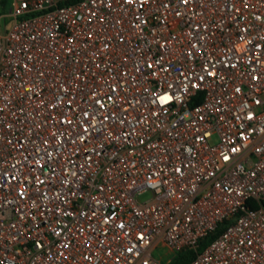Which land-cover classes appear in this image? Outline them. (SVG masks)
Segmentation results:
<instances>
[{
    "label": "built area",
    "instance_id": "2783aa9c",
    "mask_svg": "<svg viewBox=\"0 0 264 264\" xmlns=\"http://www.w3.org/2000/svg\"><path fill=\"white\" fill-rule=\"evenodd\" d=\"M10 6L0 264H264V0Z\"/></svg>",
    "mask_w": 264,
    "mask_h": 264
},
{
    "label": "trees",
    "instance_id": "16d2710c",
    "mask_svg": "<svg viewBox=\"0 0 264 264\" xmlns=\"http://www.w3.org/2000/svg\"><path fill=\"white\" fill-rule=\"evenodd\" d=\"M264 206V201L262 202ZM224 223H221L217 226L216 230L213 233H210L206 236H204L197 244L196 251L201 250L224 226ZM195 250L192 248H182L165 263V264H186L191 258L194 257Z\"/></svg>",
    "mask_w": 264,
    "mask_h": 264
},
{
    "label": "rangeland",
    "instance_id": "374dc122",
    "mask_svg": "<svg viewBox=\"0 0 264 264\" xmlns=\"http://www.w3.org/2000/svg\"><path fill=\"white\" fill-rule=\"evenodd\" d=\"M10 9H11L10 0H4L3 2H1L0 13L8 14ZM0 22H1L0 30L3 31L5 29V27H7L9 24V17H7V15L3 16L1 18ZM150 196H151L150 190L145 189V190L138 192L135 195V198L138 202H142V201H145L148 198H150ZM196 247H197V245H196ZM198 251H200V250H198ZM154 254L157 256H160L162 260H165V258H166V254L164 253V249L162 247H157L154 250ZM164 263H166V262H164Z\"/></svg>",
    "mask_w": 264,
    "mask_h": 264
},
{
    "label": "crops",
    "instance_id": "0c3cea01",
    "mask_svg": "<svg viewBox=\"0 0 264 264\" xmlns=\"http://www.w3.org/2000/svg\"><path fill=\"white\" fill-rule=\"evenodd\" d=\"M174 254L171 253H166V258L165 260H162L163 262H167Z\"/></svg>",
    "mask_w": 264,
    "mask_h": 264
},
{
    "label": "snow or ice",
    "instance_id": "6c2138e0",
    "mask_svg": "<svg viewBox=\"0 0 264 264\" xmlns=\"http://www.w3.org/2000/svg\"><path fill=\"white\" fill-rule=\"evenodd\" d=\"M162 99L167 100V99H171V97H165V98H162ZM225 159H227V157Z\"/></svg>",
    "mask_w": 264,
    "mask_h": 264
}]
</instances>
